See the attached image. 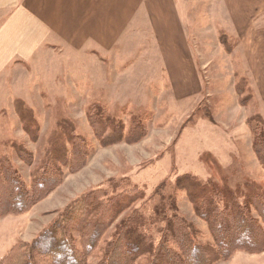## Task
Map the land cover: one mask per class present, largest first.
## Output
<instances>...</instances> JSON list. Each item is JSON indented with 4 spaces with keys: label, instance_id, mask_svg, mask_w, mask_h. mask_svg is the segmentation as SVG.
I'll use <instances>...</instances> for the list:
<instances>
[{
    "label": "rangeland",
    "instance_id": "374dc122",
    "mask_svg": "<svg viewBox=\"0 0 264 264\" xmlns=\"http://www.w3.org/2000/svg\"><path fill=\"white\" fill-rule=\"evenodd\" d=\"M176 2L199 67L197 92L176 95L157 72L154 76L139 64L131 73L113 68L110 85L90 96L85 94L90 87L80 78L81 71L74 68L47 70L46 81L40 78L43 71L30 63L0 70V165L9 164L29 185L57 131L68 130L90 146L82 167L72 172L64 167L60 184L46 197L25 212L0 215V264L13 246L31 243L67 206L89 192L96 191L100 203L125 197L132 188L142 193L104 229L87 258L89 264L100 262L114 229L133 212L151 217L166 211V217H176L173 226L184 223L191 229L190 243L208 248L214 244L213 234L197 215L195 207L201 204L195 203L197 191H205L207 205L220 196L208 192L212 187L222 189L221 198L226 200V184L236 191L247 187L248 193L264 194V169L253 150V141L264 137V69H253L250 59L264 65V11L253 20L263 37L246 43L224 0ZM143 72L158 84L142 85ZM26 84L30 87L25 90ZM110 89L114 93L106 96ZM93 105L108 116L101 138L87 119ZM135 122L139 125L133 128ZM72 148L73 142L66 139L65 149ZM154 234L159 241V234ZM167 243L174 249L173 240ZM231 256L212 264H227ZM248 259L234 257L228 263L264 264V259Z\"/></svg>",
    "mask_w": 264,
    "mask_h": 264
},
{
    "label": "trees",
    "instance_id": "16d2710c",
    "mask_svg": "<svg viewBox=\"0 0 264 264\" xmlns=\"http://www.w3.org/2000/svg\"><path fill=\"white\" fill-rule=\"evenodd\" d=\"M87 119L101 138L108 120L104 110L99 105L91 106L87 110ZM138 125V122L133 123V128ZM67 131L60 130L54 135L43 165L29 185L9 164L0 165V215L25 212L60 184L64 167L68 172L82 167L85 149L90 146ZM66 139L73 142L71 151L65 149ZM253 142L257 160L264 169V137ZM212 188L213 191L208 192L220 196L218 200H208V205L203 196L205 191H197V198L190 196L193 191L189 193L193 200L196 198L195 203L201 201L195 208L213 234L212 246L206 248L190 243L191 229L184 223L173 226L171 221L175 216L166 217L169 216L166 211L151 217L133 212L134 216L130 214L116 226L97 264H212L237 252L264 253V194L248 193L247 187L236 191L226 184L228 193L223 200L222 189ZM96 195L93 191L78 197L31 243H18L7 251L1 264H89L87 258L104 229L142 197V193L133 188L130 194L117 200L109 198L100 203L94 197ZM102 218L107 221L101 222ZM154 233L159 234V241ZM170 240L175 244L174 249L167 243Z\"/></svg>",
    "mask_w": 264,
    "mask_h": 264
},
{
    "label": "crops",
    "instance_id": "0c3cea01",
    "mask_svg": "<svg viewBox=\"0 0 264 264\" xmlns=\"http://www.w3.org/2000/svg\"><path fill=\"white\" fill-rule=\"evenodd\" d=\"M224 3L240 38L247 43L263 37L253 20L264 11V0ZM193 53L176 0H0V70L30 63L46 81L47 70L74 68L90 87L87 96L110 85L113 68L131 73L135 64L154 76L157 72L176 95L197 92L200 75ZM250 59L253 69H264ZM149 74L141 77L142 85H157ZM241 256L248 262L264 259V253L237 252L228 262Z\"/></svg>",
    "mask_w": 264,
    "mask_h": 264
}]
</instances>
